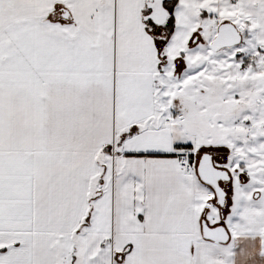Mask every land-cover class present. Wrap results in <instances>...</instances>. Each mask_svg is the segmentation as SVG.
<instances>
[{
	"label": "snow or ice",
	"instance_id": "snow-or-ice-1",
	"mask_svg": "<svg viewBox=\"0 0 264 264\" xmlns=\"http://www.w3.org/2000/svg\"><path fill=\"white\" fill-rule=\"evenodd\" d=\"M0 264H264V0H0Z\"/></svg>",
	"mask_w": 264,
	"mask_h": 264
}]
</instances>
